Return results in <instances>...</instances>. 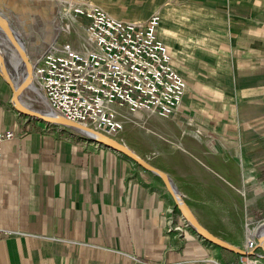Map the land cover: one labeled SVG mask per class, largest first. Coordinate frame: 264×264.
Segmentation results:
<instances>
[{"label": "crops", "instance_id": "1", "mask_svg": "<svg viewBox=\"0 0 264 264\" xmlns=\"http://www.w3.org/2000/svg\"><path fill=\"white\" fill-rule=\"evenodd\" d=\"M172 8L187 15L168 39L187 94L157 130L168 142L149 159L136 152L170 176L205 229L243 250L264 206V0ZM11 98L0 73V132H13L1 145L0 264H239L186 224L158 176Z\"/></svg>", "mask_w": 264, "mask_h": 264}, {"label": "built area", "instance_id": "2", "mask_svg": "<svg viewBox=\"0 0 264 264\" xmlns=\"http://www.w3.org/2000/svg\"><path fill=\"white\" fill-rule=\"evenodd\" d=\"M70 12L84 21L78 28L88 41L55 42L33 62L35 81L54 110L110 134L122 129L117 106L147 107L163 116L175 113L185 81L172 68L170 51L157 36V13L131 22L83 3ZM11 136V131L0 132V154L3 140ZM254 247L249 234L246 249ZM241 263L264 264V259L243 257Z\"/></svg>", "mask_w": 264, "mask_h": 264}, {"label": "rangeland", "instance_id": "3", "mask_svg": "<svg viewBox=\"0 0 264 264\" xmlns=\"http://www.w3.org/2000/svg\"><path fill=\"white\" fill-rule=\"evenodd\" d=\"M183 1L184 0H0V12L10 19L11 23L15 26V28L21 30L23 36H26L29 42L30 41L32 42L30 46L32 50L35 49V54H34L35 56H33V58L32 57L30 58L28 55V58L29 61L31 62V66H33L34 60L41 55V53L47 48V46L55 42L60 43L66 40H71L75 43V45L77 44L81 45L82 41L77 38V34H78L77 31H79L81 35L84 36V34L78 28L79 25L80 26L84 25V21L75 18L74 15L71 14L70 12L71 8L77 4L83 3L84 5L87 6L95 5L101 7L109 14L110 13L113 14L114 16L111 14L110 15L115 18L132 22V21H143L153 13H157L158 15H160V11L163 10L164 8L167 7L172 8L178 6ZM185 16L187 15L183 14L175 19L167 18L168 19L167 23L172 26L171 29H169L171 30L170 35L172 38L177 39L176 35L173 32L174 26L177 23L186 22L184 20ZM41 31L44 33V36H42V38H39L38 35L41 34ZM209 31L210 33L214 32L211 30L202 31V32L203 33L206 32L207 34H209L208 33ZM0 32L2 31L0 30ZM183 34L181 36H183ZM179 39L181 41H186L185 37L184 38L179 37ZM190 40L191 38L188 41ZM183 48H186L185 45L183 46ZM7 57H8V68L11 72L15 73L18 70V66H14V63L10 60L11 57L8 53H7ZM181 74L183 75L184 78L185 77L184 74L183 73ZM31 78L33 79V68L31 72ZM35 87L38 89V93L36 92L35 94V92L33 93L30 90H24L23 95L24 96L26 95L25 97L32 99L31 100L32 102H29L28 105H32L33 107L43 108L44 107L43 102L44 101L46 102V100L41 90L38 88V86L35 85ZM186 89H188V87ZM186 89L185 91L187 94ZM33 90L35 91V89ZM40 96L44 98V101L43 99H41ZM115 108L121 110L118 113L116 112V118L119 121H121L122 129L118 133L113 135L109 133L110 137L125 143L133 150L140 152L141 154H143V156L149 159L152 157L153 154L158 152L159 150L158 145L160 142L161 145L164 144L165 142L166 143L168 142L165 136L162 139L160 138L157 130L166 129V127L168 126L169 119L177 114L179 107L176 109L174 114H170L168 116L160 115L159 113H157L156 111L150 108L148 109L151 111L150 116H147L145 114L144 115L136 114L135 110H140L138 108L135 110H130L126 106H121V107L117 106ZM126 111H130V113H125ZM54 126L56 128L58 127L60 131H63L64 133L80 135L68 128L59 125H54ZM92 128L101 131L103 133H107L95 127ZM90 141L93 142L92 140ZM262 209L263 212L260 221L254 223V225L249 229L250 235L255 240V247L257 243L255 239V232L258 226H260V224L261 225L264 224V206ZM184 221L186 222L185 219ZM186 224L188 225L187 222ZM255 247L253 248L254 250H248L246 249V247L244 248L246 252L252 251L253 252L252 254L249 253L238 254L239 264H241L242 256L249 258H256V259H260V258L264 259V257L260 256V254H262L261 249Z\"/></svg>", "mask_w": 264, "mask_h": 264}, {"label": "water", "instance_id": "4", "mask_svg": "<svg viewBox=\"0 0 264 264\" xmlns=\"http://www.w3.org/2000/svg\"><path fill=\"white\" fill-rule=\"evenodd\" d=\"M0 27L5 29L11 37L13 42L14 48L19 56V66L18 70L12 75L8 74L4 69V63L0 59V73L5 77L12 89V104L14 105L15 109L20 113L35 117L40 119L48 124L52 125H59L65 128H68L81 136L90 139L98 144H101L105 147L113 149L117 152H120L130 159L134 160L138 165H140L145 170L153 173L154 175L158 176L170 194L172 195L175 203L180 210L183 218L187 221L188 225L196 231L200 236L211 241L221 247L227 248L239 254H245L246 252L242 249H238L234 245L230 244L229 242L222 240L209 231H207L195 218L193 213L190 211L188 206L185 204L184 200L178 189L176 188L174 182L170 178V176L163 170L157 168L149 161L141 157L135 150L131 147L126 145L123 142H120L108 135H105L89 126L84 124L72 121L67 117L63 116L62 114L53 110L48 103H46L43 99L44 107L38 108L33 107L32 105H28L22 98L24 90H30L33 93H38V89L33 86V83L29 80V70H30V61L28 58L27 47L26 44L20 34V32L15 28V26L11 23L10 19L6 17L3 13L0 12ZM19 73V74H18ZM32 85L35 88V91L30 88ZM40 93V92H39ZM256 239H257V248H260L262 254L260 256L264 257V229L258 227L256 231ZM252 253V252H248ZM259 255V254H258Z\"/></svg>", "mask_w": 264, "mask_h": 264}, {"label": "bare ground", "instance_id": "5", "mask_svg": "<svg viewBox=\"0 0 264 264\" xmlns=\"http://www.w3.org/2000/svg\"><path fill=\"white\" fill-rule=\"evenodd\" d=\"M85 6H87V5H85ZM91 6H93V5H91ZM95 6V5H94ZM111 14V13H110ZM111 15H113V14H111ZM181 15H183V12L180 10V9H173V8H167V9H163V10H161L160 11V16H159V18L161 17V21H160V19H159V24H158V28H159V30L157 29V36H158V33H159V36H160V40L162 39L165 43H166V45H167V47H168V49H169V47H170V41H168V39L169 40H172V39H170V34H171V30H169V29H171V25H169L168 23H167V18H173V19H175V18H177L178 16H181ZM114 16V15H113ZM74 18V17H73ZM132 22H136V21H132ZM137 22H140V21H137ZM0 29H1V33L2 34H4V36H5V39L3 40V41H0V59H1V61L4 63V69H5V71L8 73V74H11V71L9 70V68H8V57H7V52L9 53V54H12L13 56H18V54H17V52H16V50H15V48H14V45H13V42H12V40H11V37H10V35L8 34V32L7 31H5V29H3L2 27H0ZM77 38L79 39V40H82L83 38H84V40L87 42L88 41V39L87 38H85L84 36H82L81 35V33L79 32V31H77ZM161 40V41H162ZM162 41V42H163ZM18 66H19V56H18ZM172 66V65H171ZM32 68H33V66H31V62H30V70H29V80H30V82H33V86H38V84L36 83V81H35V73H34V68H33V79L31 78V72H32ZM172 68L174 69V70H176L182 77H183V75L181 74V72H179L176 68H174L173 66H172ZM184 79V78H183ZM32 85H30V88H33V89H35L34 87H33ZM185 87L187 88L188 87V85H186L185 84ZM38 88L40 89V87L38 86ZM41 90V92H42V94H43V96H44V98H45V100H46V102L48 103V101H47V98H46V96H45V94H44V92H43V90L42 89H40ZM185 93V92H184ZM184 93L182 94V96H181V102L179 103V105L177 106V108L180 106V104L182 103V97H183V95H184ZM48 105H49V103H48ZM50 106V105H49ZM51 107V106H50ZM52 108V107H51ZM176 108V109H177ZM53 109V108H52ZM114 109H115V113L117 112H119V111H121L120 109H117V108H115L114 107ZM138 109H140V110H135V113L136 114H138V115H147V116H150V114H151V111L150 110H148L149 108H147V107H142V108H138ZM54 110V109H53ZM56 111V110H55ZM57 112V111H56ZM59 113V112H58ZM125 113H130V111H126ZM61 114V113H60ZM63 115V114H62ZM64 116V115H63ZM66 117V116H65ZM69 119V118H68ZM71 120V119H70ZM72 121H75V120H72ZM75 122H78V123H81V122H79V121H75ZM81 124H83V123H81ZM85 125V124H84ZM87 126V125H86ZM92 128V127H91ZM94 129V128H93ZM97 129H99V128H97ZM96 130V129H95ZM99 130H101V129H99ZM7 131H10V130H7ZM98 131V130H97ZM103 131V130H102ZM12 132V131H11ZM99 132H101V131H99ZM105 132V131H104ZM101 133H103V132H101ZM103 134H105V135H109L110 136V134L109 133H103ZM113 135V134H112ZM111 135V136H112ZM12 136H13V132H12ZM11 136V137H12ZM115 136V135H114ZM10 137V138H11ZM7 139V138H6ZM6 139H4V140H6ZM4 140H3V142H4ZM2 142V143H3ZM94 142V141H93ZM2 145V144H1ZM0 156H1V154H0ZM187 222V221H186ZM258 227H261L262 229H264V224L263 225H261L260 224V226H258ZM258 229V228H257ZM207 230V229H206ZM208 231V230H207ZM257 231V230H256ZM212 234V233H211ZM255 234H256V232H255ZM255 239H256V236H255ZM256 242H257V239H256ZM256 245H257V243H256ZM256 248V247H255ZM244 250V249H243ZM245 251V250H244ZM246 252V251H245ZM249 252H252V251H249ZM246 253H248V252H246ZM245 253V254H246ZM253 253V252H252ZM252 253H249V254H252ZM239 254V253H238ZM244 256H242L241 257V259L243 258ZM249 258V257H248ZM256 259V258H255ZM242 264V263H241Z\"/></svg>", "mask_w": 264, "mask_h": 264}]
</instances>
